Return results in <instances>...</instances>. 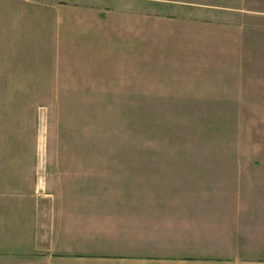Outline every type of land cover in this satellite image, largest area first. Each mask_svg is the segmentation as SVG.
Instances as JSON below:
<instances>
[{
  "label": "rangeland",
  "instance_id": "1",
  "mask_svg": "<svg viewBox=\"0 0 264 264\" xmlns=\"http://www.w3.org/2000/svg\"><path fill=\"white\" fill-rule=\"evenodd\" d=\"M74 7L135 16L76 36ZM230 8L242 0H0V183L47 191L80 160L102 180L88 191L125 194L153 230H237L239 208L264 204V33L200 29Z\"/></svg>",
  "mask_w": 264,
  "mask_h": 264
},
{
  "label": "crops",
  "instance_id": "2",
  "mask_svg": "<svg viewBox=\"0 0 264 264\" xmlns=\"http://www.w3.org/2000/svg\"><path fill=\"white\" fill-rule=\"evenodd\" d=\"M68 13L65 21L79 30L71 32L76 36L83 24H123L135 16L115 10L108 19L76 7ZM225 14L227 25L213 19L200 29H237L242 37L245 31L264 33V0H242V8ZM219 35L228 36L214 31L212 40ZM230 56L235 57L233 50L227 54L232 64ZM71 74V80L84 77L78 67ZM77 163L49 179L47 191L0 183V264H264V204L239 208L237 230L220 225L203 235L193 230L167 234L151 229L144 219L148 210L119 202L125 194L88 191V184L102 180L87 175L85 161ZM223 217L232 227L234 215Z\"/></svg>",
  "mask_w": 264,
  "mask_h": 264
}]
</instances>
